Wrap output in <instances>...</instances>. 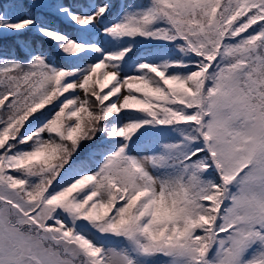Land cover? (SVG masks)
Here are the masks:
<instances>
[{
    "label": "snow or ice",
    "instance_id": "obj_1",
    "mask_svg": "<svg viewBox=\"0 0 264 264\" xmlns=\"http://www.w3.org/2000/svg\"><path fill=\"white\" fill-rule=\"evenodd\" d=\"M0 264H264V0H0Z\"/></svg>",
    "mask_w": 264,
    "mask_h": 264
},
{
    "label": "trees",
    "instance_id": "obj_2",
    "mask_svg": "<svg viewBox=\"0 0 264 264\" xmlns=\"http://www.w3.org/2000/svg\"><path fill=\"white\" fill-rule=\"evenodd\" d=\"M65 2H71V0H65ZM70 31V29H69ZM30 38H31V34H30ZM45 48H49V45L47 43H45ZM51 51H53V53H55V46L52 45L51 48H50Z\"/></svg>",
    "mask_w": 264,
    "mask_h": 264
}]
</instances>
